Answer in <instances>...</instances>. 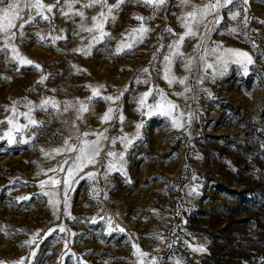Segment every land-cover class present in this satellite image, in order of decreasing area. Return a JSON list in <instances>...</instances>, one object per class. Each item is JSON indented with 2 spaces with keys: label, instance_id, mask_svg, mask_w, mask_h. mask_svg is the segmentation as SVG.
<instances>
[{
  "label": "rangeland",
  "instance_id": "rangeland-1",
  "mask_svg": "<svg viewBox=\"0 0 264 264\" xmlns=\"http://www.w3.org/2000/svg\"><path fill=\"white\" fill-rule=\"evenodd\" d=\"M17 2L20 17L35 16L27 0ZM83 2L71 12L83 11L85 19L54 9L51 23L37 16L20 29L23 21L14 19L17 27L0 31V264H152L153 259L156 264H264V24L257 22L264 21V0H249L247 14L256 19L247 29L225 9L218 26L209 23L214 19L209 15L196 29L197 37L185 39L184 57H172L171 74L189 79L171 86L163 79L169 67L164 58L186 31L180 17L208 0L187 5L168 0L155 14L129 0L113 10L115 20L104 26L110 35L102 40L94 39L99 31L80 27H93L91 17L101 6L83 8ZM61 7L68 11L63 0ZM136 16L145 17L150 29L142 42L131 34L140 26ZM6 25L0 12V26ZM232 27L237 33L229 31ZM13 32L15 38L9 39ZM122 44L132 47L117 51ZM13 46L40 69L14 60ZM226 49L252 56L255 63L247 74L231 62ZM188 58H193L190 72L184 68ZM205 64L213 67L205 70ZM186 86L192 91L173 95ZM157 88L179 105L173 116L185 121L183 128L138 104L153 89L147 105H154ZM93 89L100 95L93 97ZM107 96L119 99L112 103L102 98ZM46 99L57 107H41ZM81 102L88 111H79ZM109 107L117 111L102 122ZM30 108L36 126L22 115ZM118 113L123 123L115 118ZM189 113L194 114L191 123L186 122ZM6 118L27 127L16 131ZM100 132L108 139L100 140L96 163L76 172L66 189L67 170L78 150ZM125 134L131 143H111ZM68 145L77 151H68ZM109 151L117 157L107 156ZM113 160L123 166V174L109 171ZM185 242L206 251L194 252ZM133 244L148 255L135 254Z\"/></svg>",
  "mask_w": 264,
  "mask_h": 264
},
{
  "label": "snow or ice",
  "instance_id": "snow-or-ice-1",
  "mask_svg": "<svg viewBox=\"0 0 264 264\" xmlns=\"http://www.w3.org/2000/svg\"><path fill=\"white\" fill-rule=\"evenodd\" d=\"M126 2H129V0H116V3L113 5H109L107 3V0H84V2L81 4L83 8H90V7H95L96 5L101 6V11L99 12L98 16H92L91 19L94 22L93 27L85 28L83 25H81V29L83 31H88V32H93V31H99L100 35L99 37H94V39L97 40H102L105 36L110 35L109 33L104 31V26L105 24L111 20H115V15H113V10H118L120 6ZM168 2V0H135V3L137 4H142L144 6L150 7L153 9V13L155 14L156 12L160 11L163 6ZM63 3L68 5V11H65L63 7H61L62 0H55L53 4H45L44 0H27V6L30 9L35 10V16H31L30 19L25 20L23 17H20L16 11V9L19 7V4L17 0H10L9 3L5 5V0H0V12L3 13V18L7 21V25L5 26H0V31L8 32L10 29L17 27L16 24L13 23L14 19H20L23 22L19 25V28L22 29L25 24H30L35 21V18L38 16L40 19L44 21H48L51 23L52 21V15L54 9H58L59 13L65 17H70V15H76L81 17L82 19H85V14L83 11L76 10L74 13L71 12V9L74 7L75 4L81 3V0H63ZM181 4L187 5L190 3V0H180ZM249 4V0H208L207 3L203 4V6H193V10L189 11L185 14V16L180 17L182 21V26L186 29V31L183 34H180L177 36L176 41L173 42L172 45H169L170 48L173 49L172 53L170 56H166L164 59L168 62L169 67H166L165 74L163 76V79L167 81L169 86H171L174 83H178L180 85H186V82L188 81L189 77L188 76H183V77H176L175 75L171 74V68L170 65L172 63V57H184V53L180 51L182 45L184 44V41L186 38H196L198 35V31L196 30L201 24L204 23V21L207 19L209 15H212L214 19L212 21H209V23H212L213 26H218L221 21L224 19L223 15H220V12L222 9L227 10L228 16L231 20L237 21L239 20V24L243 26L244 29L248 28V24L251 20L256 19L255 17H250L248 13V8L247 5ZM106 9V11H104ZM235 9V10H234ZM47 13V14H46ZM243 13V15H242ZM11 16V19L9 18ZM136 20L140 21V26L138 28H133L131 30V34L134 36H137L139 39V42L143 41L144 36L150 31V29L146 26L145 20L146 18L143 16H136L134 17ZM154 18L153 16L148 17L147 19H152ZM258 23L264 24V21H257ZM53 30H55L53 28ZM165 31L177 35L175 33H172V29L168 28L165 29ZM211 31V29H209ZM229 31L233 34L237 33L238 29L236 27H232L229 29ZM252 31H256L253 29ZM244 37L247 41L251 42L253 47H257L255 44V41L253 37L247 32L244 31ZM15 33H11L9 36V39H14L15 38ZM21 35L23 33L21 32ZM63 37H56V39H61ZM43 39V37L41 38ZM8 45L5 44V48H7ZM131 48L132 44H127L124 45L122 44L117 51H122L124 48ZM199 47V45H197ZM222 45H217V48H221ZM0 51H3V49H0ZM215 51V49H213ZM12 52L15 54L13 56V59L19 60V63L22 66H33L37 69H40V65L34 64V62L26 57H23L20 55L18 49L13 46L12 47ZM225 52L227 53L228 57L232 58L231 62L235 63L239 66H242L243 72L245 74L248 73V66L252 65L255 63L253 60L252 56L243 50L240 49H226ZM221 60L222 65L226 66L228 61L225 60L223 57L219 58ZM193 62V58H188L186 62L184 63V68L186 71L190 72L191 71V65ZM213 65L211 64H205V70L207 68H212ZM143 71L147 72L148 69H144ZM43 79H46V77H42L41 83L43 82ZM203 77H198L197 82L202 83ZM103 87V86H101ZM155 91L159 94V99L156 100V103L154 105H147V99L149 96L153 94V89H149V91L145 92L142 94L141 98L138 101V104L141 106V108L147 106L151 112L155 114H159L162 116H166L171 118V123L174 128L180 129L184 127L185 121L182 119L176 118L173 116V113L179 110V105L174 103L173 101L169 100L167 98V94L163 91V89H155ZM192 89L191 87H185L183 92H177L173 93V95L177 96H184L186 92H191ZM99 89H93V97L99 96ZM106 101H110L112 103H115V100L119 99V97H112V96H107V97H102ZM91 99V98H90ZM51 104L52 107H57V104L54 100H44L42 102L41 107H44L45 105ZM66 110V109H65ZM13 113L15 114V108L12 109ZM80 112H86L88 111V106L87 104L80 103ZM117 110L109 107L107 111L104 113L102 117H100L102 122H108L113 119V114ZM31 108L29 109V113H23L22 115L25 116L26 119H28V122L30 125L36 126L38 124V121L33 119L30 115ZM148 114V113H145ZM180 117L184 116L183 112H180ZM194 114L189 113L188 114V119L187 123H191V120L193 119ZM81 118V117H78ZM120 123H123L124 121V116L122 113H118L115 117ZM7 119V118H6ZM4 123V121H0V124ZM7 123L13 125V128L16 131H20L22 127H27L26 125H18L15 124L12 119H7ZM142 127V125H137V128ZM105 132L107 129L104 130ZM93 135L97 136V140L93 141L91 145L88 144V142H85V147L80 148L79 155H77L74 160L72 165L69 166L67 170V178L64 180L65 188L71 187V182L72 178L74 177L75 173L78 171H82L83 167H86L88 164H95L96 163V157L99 156L100 153V148H99V143L101 139H108V137L104 136L103 132L100 133H92ZM85 135H88L85 133ZM8 138L9 142H13L11 132L8 133ZM116 139H119L121 142L128 141L127 135H123L118 138H113L111 140V143L115 144ZM27 142V141H25ZM67 144V141L65 142ZM128 143H131V141H128ZM91 147L92 148V155H87V149ZM68 151L74 152L77 151L76 148H73L71 145H68L67 148ZM57 152L60 150L57 149ZM107 156L110 157H117V153L109 151L106 153ZM119 160L123 161V154L119 155ZM67 163V161H65ZM107 168L109 171L111 170H117L121 171L123 174V166L120 165L119 167L117 166V163L115 160L110 161L107 165ZM61 171H63V168H61ZM95 173H88V176L90 178H95ZM195 179V177H193ZM55 184H59L60 181H53ZM192 193L197 192V188H192L191 189ZM30 197H25L24 199H29ZM95 222V221H93ZM61 231H64L63 228L60 229ZM111 225H109V233H111ZM119 231L123 232V228H119ZM28 243H32V241H29ZM187 246L194 252H204L206 249L204 248L203 245H193L191 243H187ZM132 247L135 249V254L139 256H147V253L141 252L140 248L138 245L133 244ZM35 255V253H32ZM19 264H23V261L19 262ZM140 264H143V261L140 262ZM152 264H156L155 259H153ZM179 264V262H178Z\"/></svg>",
  "mask_w": 264,
  "mask_h": 264
}]
</instances>
